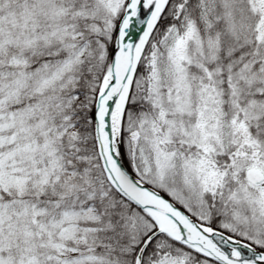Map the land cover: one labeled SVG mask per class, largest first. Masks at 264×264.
I'll return each instance as SVG.
<instances>
[{
	"label": "snow or ice",
	"instance_id": "6c2138e0",
	"mask_svg": "<svg viewBox=\"0 0 264 264\" xmlns=\"http://www.w3.org/2000/svg\"><path fill=\"white\" fill-rule=\"evenodd\" d=\"M0 264H264V0H0Z\"/></svg>",
	"mask_w": 264,
	"mask_h": 264
}]
</instances>
